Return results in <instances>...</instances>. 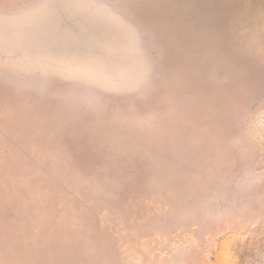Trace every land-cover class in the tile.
Returning <instances> with one entry per match:
<instances>
[{
    "label": "rangeland",
    "instance_id": "374dc122",
    "mask_svg": "<svg viewBox=\"0 0 264 264\" xmlns=\"http://www.w3.org/2000/svg\"><path fill=\"white\" fill-rule=\"evenodd\" d=\"M0 0V264H264V0Z\"/></svg>",
    "mask_w": 264,
    "mask_h": 264
},
{
    "label": "snow or ice",
    "instance_id": "6c2138e0",
    "mask_svg": "<svg viewBox=\"0 0 264 264\" xmlns=\"http://www.w3.org/2000/svg\"><path fill=\"white\" fill-rule=\"evenodd\" d=\"M42 7L55 8L63 13L65 9H97L100 6L94 4L92 0H46Z\"/></svg>",
    "mask_w": 264,
    "mask_h": 264
}]
</instances>
